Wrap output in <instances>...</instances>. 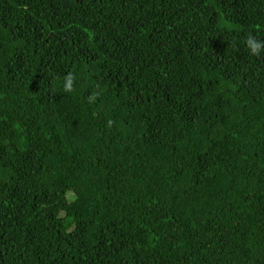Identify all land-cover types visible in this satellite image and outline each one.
<instances>
[{"label":"trees","instance_id":"obj_1","mask_svg":"<svg viewBox=\"0 0 264 264\" xmlns=\"http://www.w3.org/2000/svg\"><path fill=\"white\" fill-rule=\"evenodd\" d=\"M0 264H264V0H0Z\"/></svg>","mask_w":264,"mask_h":264},{"label":"clouds","instance_id":"obj_2","mask_svg":"<svg viewBox=\"0 0 264 264\" xmlns=\"http://www.w3.org/2000/svg\"><path fill=\"white\" fill-rule=\"evenodd\" d=\"M247 49L249 50L250 54L253 56H258L262 51V46L260 43L254 41L249 35L248 40L246 41ZM64 89L65 91H72V82H71V75L69 77L64 78ZM112 121H108V125L111 126Z\"/></svg>","mask_w":264,"mask_h":264}]
</instances>
